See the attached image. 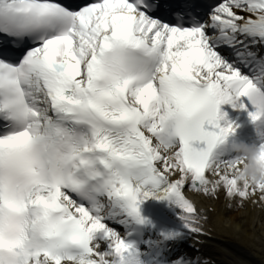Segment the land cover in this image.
Instances as JSON below:
<instances>
[{
    "label": "snow or ice",
    "instance_id": "6c2138e0",
    "mask_svg": "<svg viewBox=\"0 0 264 264\" xmlns=\"http://www.w3.org/2000/svg\"><path fill=\"white\" fill-rule=\"evenodd\" d=\"M262 52L264 0H0V264H209L175 255L216 211L188 193L264 204L217 151L220 105L264 120Z\"/></svg>",
    "mask_w": 264,
    "mask_h": 264
},
{
    "label": "bare ground",
    "instance_id": "6f19581e",
    "mask_svg": "<svg viewBox=\"0 0 264 264\" xmlns=\"http://www.w3.org/2000/svg\"><path fill=\"white\" fill-rule=\"evenodd\" d=\"M197 196L198 206L216 209L208 228L217 230L220 238L206 244V248L217 252L227 263H231V258L235 260L234 264H264V204L249 202L245 205V214L241 215L227 207L228 201L223 193L219 199ZM252 199L258 200V195Z\"/></svg>",
    "mask_w": 264,
    "mask_h": 264
},
{
    "label": "clouds",
    "instance_id": "9594fccd",
    "mask_svg": "<svg viewBox=\"0 0 264 264\" xmlns=\"http://www.w3.org/2000/svg\"><path fill=\"white\" fill-rule=\"evenodd\" d=\"M230 150L245 157V162L240 166L238 177H247L250 181L264 180V161L259 157V149L256 143L233 141Z\"/></svg>",
    "mask_w": 264,
    "mask_h": 264
}]
</instances>
